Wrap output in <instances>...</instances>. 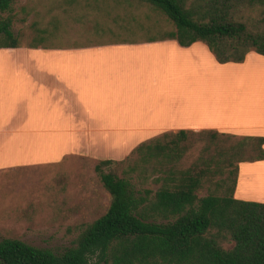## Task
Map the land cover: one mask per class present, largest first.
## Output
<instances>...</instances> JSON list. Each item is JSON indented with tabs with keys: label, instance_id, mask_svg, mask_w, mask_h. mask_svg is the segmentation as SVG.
<instances>
[{
	"label": "trees",
	"instance_id": "16d2710c",
	"mask_svg": "<svg viewBox=\"0 0 264 264\" xmlns=\"http://www.w3.org/2000/svg\"><path fill=\"white\" fill-rule=\"evenodd\" d=\"M14 1L0 0V49L20 45L11 31ZM93 3L105 14L102 4H144L174 26L143 43L174 41L184 49L201 43L220 65L241 64L251 52L264 57V0ZM86 4L90 5L88 0ZM111 44L139 43L120 40ZM190 135L209 136L206 149L213 145L214 155L200 157L182 170L177 163ZM132 153L139 164L126 169H118L123 161L101 160L95 165V174L110 196L109 206L93 222L69 230L73 235L69 249L58 256L49 249L4 238L0 240V264H264V203L234 198L238 165L264 161V137L179 131L140 144ZM150 162L154 164L149 173L144 166L146 175H131ZM224 172L225 178L213 181ZM147 180L157 187H141ZM204 183L214 188L198 196ZM222 243L233 246L225 250Z\"/></svg>",
	"mask_w": 264,
	"mask_h": 264
},
{
	"label": "crops",
	"instance_id": "0c3cea01",
	"mask_svg": "<svg viewBox=\"0 0 264 264\" xmlns=\"http://www.w3.org/2000/svg\"><path fill=\"white\" fill-rule=\"evenodd\" d=\"M155 58L175 59V63L186 59L188 65L217 68L226 76L237 73L241 84L256 78V83L241 85L252 86L255 100L239 101L242 112L237 121H226L230 110L209 120L173 110L175 96L158 89L160 79L142 81L141 70ZM148 71H158V65ZM227 95L225 89L222 96ZM263 97L264 57L253 52L241 64L220 65L201 43L185 49L174 41L3 48L0 170L54 164L74 154L120 161L140 144L179 131L264 137V108L257 103ZM252 104H256L254 109H250ZM259 169L264 171V161L238 165L235 199L264 203V198L241 192L239 186L244 174L250 176ZM259 178L262 190L257 194H264V179ZM248 183L245 189L256 194Z\"/></svg>",
	"mask_w": 264,
	"mask_h": 264
},
{
	"label": "rangeland",
	"instance_id": "374dc122",
	"mask_svg": "<svg viewBox=\"0 0 264 264\" xmlns=\"http://www.w3.org/2000/svg\"><path fill=\"white\" fill-rule=\"evenodd\" d=\"M88 1L90 5L86 0H15L11 31L18 44L77 45L111 44L120 40L143 43L149 37H158L156 32L161 34L174 30L168 19L144 4L118 7L102 4L101 9L108 12L105 14L95 8V0ZM246 14L255 16L254 12ZM147 30L152 31L150 35L145 34ZM153 60L152 65L141 70L142 81L149 83L153 78L160 79L158 89L173 92L175 96L171 102L173 110L178 108L182 113L201 118L206 116L207 120L220 118L221 112L227 114L230 110L231 115L225 117L226 121H237L242 112L239 101L249 103V100H255L252 86L241 85L256 83V78L241 84L237 73L226 76L217 68L188 65L186 59L181 63L168 58ZM155 65H158L159 72L148 71ZM222 87L228 90L225 97L222 96L225 90ZM260 100L258 106L264 108V97ZM255 106L250 105V109ZM188 138L182 158L177 163L182 170L192 166L200 157L214 155L213 145L206 149L209 136L190 135ZM154 139L162 140V135ZM120 161L123 163L119 170L139 164L137 155L133 153ZM98 162L88 156L74 154L54 164L0 170V240L17 239L33 247L49 249L58 256L69 249L73 241L69 230L93 222L109 206L110 196L94 171ZM153 164L140 165L131 175L135 178L146 175L144 166L149 173ZM257 171L250 176H242L240 191L242 188L241 192L264 198V194H257L262 190L257 185L258 176L264 179V171ZM226 173L217 174L213 181L225 178ZM247 182L256 194L245 189ZM141 187L155 189L157 186L147 180ZM213 188V184L204 183L198 196H206ZM221 246L229 250L233 244L222 243Z\"/></svg>",
	"mask_w": 264,
	"mask_h": 264
}]
</instances>
